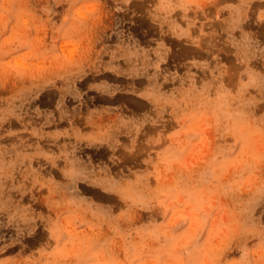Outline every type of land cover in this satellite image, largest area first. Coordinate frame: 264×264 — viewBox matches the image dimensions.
Here are the masks:
<instances>
[{
	"label": "clouds",
	"instance_id": "1",
	"mask_svg": "<svg viewBox=\"0 0 264 264\" xmlns=\"http://www.w3.org/2000/svg\"><path fill=\"white\" fill-rule=\"evenodd\" d=\"M0 264H264V0H0Z\"/></svg>",
	"mask_w": 264,
	"mask_h": 264
},
{
	"label": "rangeland",
	"instance_id": "2",
	"mask_svg": "<svg viewBox=\"0 0 264 264\" xmlns=\"http://www.w3.org/2000/svg\"><path fill=\"white\" fill-rule=\"evenodd\" d=\"M43 106V105H42ZM48 106H51V105H48Z\"/></svg>",
	"mask_w": 264,
	"mask_h": 264
}]
</instances>
